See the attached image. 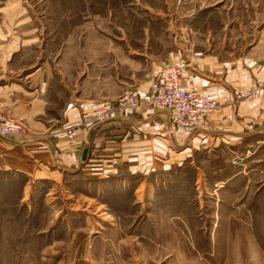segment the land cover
I'll return each mask as SVG.
<instances>
[{"label": "rangeland", "instance_id": "rangeland-1", "mask_svg": "<svg viewBox=\"0 0 264 264\" xmlns=\"http://www.w3.org/2000/svg\"><path fill=\"white\" fill-rule=\"evenodd\" d=\"M20 23L34 38L3 57ZM174 54L229 65L210 78L229 93L212 113L236 115L258 79L234 76L264 67V0H0V85L29 90L39 72L51 115L115 108ZM163 160L0 173V264H264V133Z\"/></svg>", "mask_w": 264, "mask_h": 264}, {"label": "crops", "instance_id": "crops-1", "mask_svg": "<svg viewBox=\"0 0 264 264\" xmlns=\"http://www.w3.org/2000/svg\"><path fill=\"white\" fill-rule=\"evenodd\" d=\"M17 25L21 37H30L16 36L10 44L3 46V57L13 47L28 48L34 38L35 34L28 24ZM171 67H179L198 93L215 100L227 99L228 91L210 81V78L215 77L220 69L228 73L226 77L231 78L229 65L202 58L188 63L176 54L158 66L152 77L124 93L143 94ZM238 73L234 77L260 80L264 78V67L246 66ZM39 74L37 71L28 73L26 81L30 83L29 90L24 89L27 88L25 83L0 85V109L5 113L6 122L11 126L23 124L28 128L23 139L0 137V173H19L30 178L47 166L66 170L78 164L88 166L94 161H99L101 166L102 161L106 160H111L114 165H118L120 160H135L139 165L150 168L152 164L161 165L162 159L163 162L168 159L172 162L183 160L189 156V152L192 154L207 143L220 141L231 145L250 134L264 133V92H261L252 102L241 101L236 115L226 108L203 114L202 123L195 129L175 127L167 109L152 110L140 104L134 110L114 112L108 121L92 130H78L76 139L70 141L64 137V127L81 114L91 112L95 103L87 100L67 104L54 115L49 114V90L46 81H40L43 76ZM104 130L112 137L106 136ZM99 140H102L100 147ZM88 143L94 149H90ZM169 143L176 148L174 155L167 153ZM83 149L86 150L84 158L81 157ZM95 151L98 153L94 155ZM98 156L100 159H96Z\"/></svg>", "mask_w": 264, "mask_h": 264}, {"label": "built area", "instance_id": "built-area-1", "mask_svg": "<svg viewBox=\"0 0 264 264\" xmlns=\"http://www.w3.org/2000/svg\"><path fill=\"white\" fill-rule=\"evenodd\" d=\"M258 92H264V78L254 81L244 94L251 100ZM140 104L152 110L167 109L172 124L187 129L197 128L202 123L203 114L212 113L218 105L215 99L196 92L192 81L182 75L179 67H171L143 94H125L115 108L107 105L95 106L89 114L73 121L65 129L64 136L67 140H73L77 130L91 129L109 120L114 112L134 110ZM26 135L22 124L9 125L4 112L0 110V137L23 139Z\"/></svg>", "mask_w": 264, "mask_h": 264}, {"label": "water", "instance_id": "water-1", "mask_svg": "<svg viewBox=\"0 0 264 264\" xmlns=\"http://www.w3.org/2000/svg\"><path fill=\"white\" fill-rule=\"evenodd\" d=\"M85 152H86V150L83 149V150H82V154H81V157H82V158H84Z\"/></svg>", "mask_w": 264, "mask_h": 264}]
</instances>
